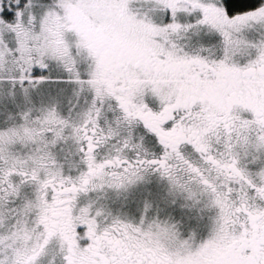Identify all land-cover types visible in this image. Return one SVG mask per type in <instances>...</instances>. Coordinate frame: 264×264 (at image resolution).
<instances>
[{"label": "snow or ice", "instance_id": "6c2138e0", "mask_svg": "<svg viewBox=\"0 0 264 264\" xmlns=\"http://www.w3.org/2000/svg\"><path fill=\"white\" fill-rule=\"evenodd\" d=\"M0 264H264V0H0Z\"/></svg>", "mask_w": 264, "mask_h": 264}]
</instances>
